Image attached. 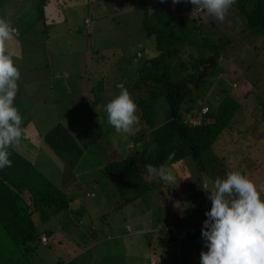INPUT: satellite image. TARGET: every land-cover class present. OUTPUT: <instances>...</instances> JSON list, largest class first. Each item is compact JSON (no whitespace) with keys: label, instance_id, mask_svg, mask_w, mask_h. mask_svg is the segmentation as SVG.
<instances>
[{"label":"rangeland","instance_id":"obj_1","mask_svg":"<svg viewBox=\"0 0 264 264\" xmlns=\"http://www.w3.org/2000/svg\"><path fill=\"white\" fill-rule=\"evenodd\" d=\"M51 1L53 0H0V18L9 21L11 26L19 31L18 40L15 37L7 42V50L9 52L12 47L15 49L14 58L12 57L14 64L19 57L18 68L22 72L25 71L23 80L31 82L29 85H23V89L21 88L25 93L23 94V97H26L25 101H30V94L35 93L36 95L39 89L44 91L42 92L43 97L52 98L51 101H48L49 99L40 101L31 108L29 119L32 120V123L29 122V124L33 126L36 133L42 135L50 120L59 119L62 124L64 123L66 130L70 132L74 140L79 141V149L82 152L79 166L72 170L70 166L67 167L68 174L64 177L63 168L66 167V161L60 157H54L48 149L41 148L40 141V145L35 147L36 151H34L37 153L38 150L39 152L37 153L36 166L49 169L55 176V185L59 188L65 186L62 188V191L66 192L65 195L72 194L75 200L78 199L77 203L83 204L91 216H94L95 211L105 213L110 208L112 198L124 203L118 209H114L112 213L108 212L103 220L96 221V223L88 222L91 220L87 215L83 218L86 223L80 227L74 221L64 228L60 222H57L59 217L52 216L50 221L44 224V228L51 232L50 237L46 234L47 240L44 245H35L30 254L26 255L28 257L26 259L21 251L18 253V250L7 244L3 250L0 249V261L3 264H11L12 259L20 260L21 264H102L95 257L96 254L102 256L109 254L111 256L104 261V264H154L153 260L155 264H200L198 247L181 250L171 241L170 244L166 243L164 248L160 249L159 252L166 251L160 260L154 253L153 257L149 256V250L141 243L143 241L141 234L144 233L137 230L140 229V225L137 223L141 224L140 221L144 217L140 213L142 206L140 204L136 206L135 203L127 205L126 207L135 210L137 216L132 215L135 218L133 221L130 222V218H127L123 223L121 218L125 217V214L122 209L126 204V197L121 192L109 191V185H106L109 188L105 187L106 178L97 169L105 165L106 162L119 160L128 152L136 149V146L126 147L129 136L125 138L124 134L116 133L114 128L110 127L105 105L119 94V90L115 86L121 85L120 81L123 83L133 78H129L128 74H125L130 70L128 59L135 57L136 51L141 56L146 49L152 52V40L147 41L143 33L140 32L142 10L138 7L136 0H54L60 4L64 20L59 24L48 26L47 29L58 30V33H37L39 28L37 25H42L40 20H37L39 18L38 2L44 11L43 6ZM141 1L150 13L164 8L163 6L175 12L176 6L182 9L191 4L184 0L176 5H173L172 0H165L163 3L161 0ZM195 12L197 10H194L193 7L188 13L192 15ZM101 16H103L102 19L99 18ZM197 16L199 21L195 22L199 24V28L194 33L195 38L200 41L201 37H207L209 40L219 39L222 42L221 57L218 59L214 79L208 80L209 88L202 89L201 97L203 96L206 102L215 106L216 96H218L216 94L220 88L219 79H225V82L228 83L229 76L226 78L225 75L232 74L231 71L237 72L238 75L244 76L250 81L252 79L251 83L244 79L241 80L242 78H237L234 82L230 81L232 89L230 93L238 100L240 99L243 106H246L243 111L248 117L241 112L237 113L231 119L230 127L212 144L210 151L212 156L207 158L214 160L210 173L221 172L223 169L236 166L239 171H234L240 173L241 170L244 171L243 175L246 173L245 176L256 184L257 189L259 188L258 183L264 187V172L260 169V167L264 168V142L256 138L257 132L258 136L262 134L264 137V122L260 120L259 116L262 111L261 105L252 96L257 93L258 89H262L263 92L260 95L264 100V34L249 31L235 5L229 10L223 22L207 14L201 13V16L200 14ZM85 18L90 21L89 28L85 27L86 23L83 22ZM26 26H30V30L27 32L33 31L36 34H25ZM45 34L48 36L47 39ZM29 35H31L30 39ZM37 35L38 39L36 40L35 36ZM16 42H19L20 46L15 47ZM194 53L192 47L184 44L179 53L173 57L171 65L181 69L182 63L187 61L189 54L194 55ZM29 69L34 71L28 73ZM124 70L126 71L124 72ZM102 75V80L105 79L104 82L97 84V80ZM27 76L31 79L27 80ZM227 86L224 84V87ZM133 93L134 91L131 92V94ZM31 96L34 98L33 95ZM259 101L263 102L261 99ZM20 113L23 116L24 111L21 110ZM195 121L202 123L199 118ZM142 125L139 122L138 132H141ZM256 126L259 130L255 129ZM21 139L24 141L23 137ZM15 146L18 149L25 148L22 143ZM96 165L101 166L96 167ZM205 168L209 173L208 162L205 164ZM168 170L174 171L177 177H179L178 175L189 177L185 180H177V183L172 185L165 182L158 184L157 181L158 186H151L149 196L146 194L147 198L143 199L147 202L148 200L156 201V205L161 207V213L167 207L170 208L168 215L170 224L165 227L160 223L155 226V229L152 228V223L147 226L152 228L149 231L158 229L162 232L171 227L173 230H179L182 235L187 231L191 233L193 229L182 227L181 211L184 210L183 213L188 214V211L196 209V206L193 205V201L196 199L193 200L190 192H196L195 188L197 185L200 186V183H208L210 188L213 187L217 177L213 175L208 178L209 176L195 167L189 157L184 158ZM146 177L148 183L156 181L154 176L147 175ZM197 177L200 178L198 181ZM192 179L193 184L191 183ZM73 184L76 187L69 189V186ZM93 189L97 193L101 190L103 194L107 195L108 203L104 208L100 204L99 207L97 206L95 198L84 197L85 192L93 191ZM261 192L264 197L263 188H261ZM198 193L200 195L199 191ZM70 194L67 196H71ZM208 195L205 193L202 202L211 205ZM261 199L263 198L261 197ZM149 205L152 208V203ZM153 214V211L150 212V215L155 219L157 215ZM159 216L162 220V214ZM196 216L187 217L184 222L186 224L193 223L192 226L196 227L201 223V219ZM94 227L97 231L95 238L91 237L90 233L82 236L77 232L79 228L85 231L87 228L93 229ZM133 230L135 232H132ZM154 232L153 235H157L158 232ZM199 242L201 245H205L202 236ZM125 259L127 262H121Z\"/></svg>","mask_w":264,"mask_h":264},{"label":"trees","instance_id":"obj_2","mask_svg":"<svg viewBox=\"0 0 264 264\" xmlns=\"http://www.w3.org/2000/svg\"><path fill=\"white\" fill-rule=\"evenodd\" d=\"M136 3L142 10L140 32L143 33L147 41L149 39L152 40V52L146 49V51L142 52L143 55L141 56L136 51L135 57L133 56V58L128 59L130 70L128 73L124 70L129 78H133L123 83L120 81V83L128 89L130 94L134 91L131 96L138 106L137 115L139 122L143 124V128L141 132L129 136L126 147L131 148L136 146V149L128 152L119 160L106 162L105 165H100L101 167L96 165V167H100L97 168L98 171L106 178L107 184H105V187L109 185V191L121 192L126 197L125 205L135 203L136 206L139 204L142 206L140 213L144 217L140 221L141 224L138 223L140 229L137 230H141L144 233L141 235L144 245L149 252L158 255V259L160 260L166 251H159L166 243L170 244L171 241L178 243L180 247L183 244L191 243L195 238L201 237L200 233L203 226L197 230H193L191 233L187 231L184 235L179 230H173L171 227L162 232L158 231V229L149 231L152 228L155 229V226L161 223L160 221H164L170 214V211L167 214L168 211L164 209L161 213V207L156 205V201L148 200V203L145 200L147 198L145 195L151 192V186H158L157 181L158 184L164 183V181L155 176L156 181L148 183L146 181L148 173L145 165L149 163L155 166L164 164L168 169L175 166L184 158L189 157L195 167L209 176L208 178L213 175H216L217 178H225L228 172L239 171V168L235 166L211 174L210 171L213 168L212 164H214V160L211 158L208 160L207 158L212 156L210 153L212 144L230 127L231 119L239 112L248 117L243 111L246 106H243L239 101L240 99L238 100L230 93V90H232L230 81L234 82L237 78H242L241 80L244 79L251 83L252 79L250 81L244 78V76L238 75L237 72L231 71L232 74L225 75L226 78L229 76L228 83L225 82V79H219L218 85L220 88H218L216 94L218 95L216 96V105L213 106L209 102H206L203 96L201 97V92L209 88L210 84H208V80L210 78L214 79L218 59L221 57L222 42L219 39L215 41L209 40L207 37H201L200 41L195 38L194 33L199 28V24L196 23L199 21L197 15L200 14L201 16V13L206 15L205 12L201 11L200 13V11H197L191 15L188 12L194 6L190 4L182 9L176 6L174 8L175 12L163 6L164 8L150 13L141 0H136ZM234 5L244 19L245 27L249 31L264 34V0H236ZM38 13L39 18L37 20H40L42 25H37L36 22V25L39 27L37 33H50L47 30V27L50 25L46 24L44 12L39 2ZM29 30L30 26H26L25 33ZM37 37L38 35L35 36L36 40L38 39ZM18 38L19 36L16 37L17 40ZM29 38H31V35H29ZM45 38H48L47 34H45ZM184 44L192 47L195 53L194 55L189 54L187 61L182 63L181 69H177L171 65V62ZM18 60L19 57L15 62L17 67ZM29 70L28 73L34 71L33 69ZM19 71L21 78L18 82L19 91L14 104L20 111H24L21 126L24 141L21 139L20 144L22 143L25 148L20 147L18 149L16 146L9 148V159L12 161V166L0 169V249L3 250L9 244L12 248L18 250V253L21 251L23 256H28L35 245H39L41 233H45L50 237L51 232L44 228V224L48 223L52 216H58L57 222H60L64 228L69 226L70 223H74V221L80 227L86 223L83 218L87 215L91 220L88 222L96 223V221L103 220L108 212L112 213L114 209H118L124 202L112 198L110 200V208L105 213L95 211L94 216H91L83 204L77 203L76 200L78 199L75 200L72 194L68 193L71 195L69 197L67 196L68 194L65 195L66 192L62 191V188H65V186L59 188L55 185V176L49 169L45 168L47 171L36 166L37 153L39 152L38 150L37 153L34 151L40 145V141L41 148L48 149L54 157L57 156V158L60 157V159L66 161V167L64 166L63 168L64 177L68 174L67 167L70 166L72 170L79 166L82 152L79 149V141L76 142L74 140V137L66 130L64 123L62 124L57 118L49 121L47 129L42 135L36 133L29 124V122L32 123V120L29 119L31 108L35 107L40 101L48 100L49 97H43L42 92L44 91L39 89L36 95L35 93L30 94L31 100L26 101L27 103L25 104L24 99L26 97H23L25 93L22 92V86L29 85L31 82H25L23 80L25 71ZM102 77L103 75L97 80V84L102 83V81L104 82L105 79L102 80ZM30 79L27 76V80ZM40 81L41 78L39 79ZM224 84L228 86L224 87ZM115 87L118 88L117 86ZM118 90L120 92V88ZM261 92L263 90L258 89L257 93H254L252 96L261 105L262 111L259 116L260 120L264 122V100L261 98ZM260 99L263 102L259 101ZM51 100L52 98L48 101ZM29 103L31 104L29 105ZM203 108L206 109L205 112H201ZM195 117L196 119H194ZM198 118L202 120V123H196L195 120ZM110 127L113 128L111 125ZM25 137L29 138L25 139ZM256 138L264 142V137L262 134L258 136V132ZM141 144L143 145V149L137 147V145ZM152 144L156 145V149L149 154L147 149ZM238 153L240 154V152ZM170 154H172L171 159L168 158ZM207 162L209 173L207 172V168H205ZM260 169L264 172L263 167H260ZM243 173L244 171L241 170V174ZM172 174L175 175L177 180H185L189 177L187 175H178L179 177H177L174 171ZM198 179L200 178L197 177V181ZM191 183L193 184V179ZM200 185L202 184L200 183ZM73 187L75 188L76 186L73 184L69 186V189ZM258 187V191L264 199L261 192V188L264 189V187L259 183ZM183 190L184 192L186 191L185 187ZM195 190L196 192L190 193L193 200L196 199L193 201L196 209L188 211V214H184V210L181 211V217L184 222L187 217L190 218L197 215L196 217H199L201 224H203V221L207 219L205 213L210 210L211 205L202 202L206 192L201 189V186L197 185ZM84 197L95 198L98 207L100 204L104 208L108 203L107 195L103 194L101 190L98 193L94 189L93 191L85 192ZM198 197L200 199H197ZM150 203H152V208L149 205ZM152 211L154 212L153 215H157L155 219L150 215ZM160 214L163 216L162 220H160ZM149 223H152V228L147 226ZM154 231L158 232L157 235H153ZM77 232L82 236L88 233L93 238L97 236L95 227L93 229L87 228L85 231L79 228ZM197 232L200 233L197 234ZM180 249L185 250V248ZM27 256L26 259L28 258ZM121 262L125 263L127 259L121 260ZM153 262L155 264L154 260ZM0 264L3 263L0 261ZM11 264H21V261L12 259Z\"/></svg>","mask_w":264,"mask_h":264},{"label":"clouds","instance_id":"obj_3","mask_svg":"<svg viewBox=\"0 0 264 264\" xmlns=\"http://www.w3.org/2000/svg\"><path fill=\"white\" fill-rule=\"evenodd\" d=\"M181 2L172 0L173 5ZM184 2L223 22L236 0ZM18 36L19 31L0 18V169L12 166L8 149L20 143L23 133V116L14 104L21 73L7 50V42ZM117 87L119 94L105 105V110L115 132L127 138L139 131L138 106L127 88L122 84ZM137 147L143 149L142 144ZM155 149L156 145L152 144L147 151L151 154ZM168 158L171 159L172 154ZM145 168L149 176L169 185L177 183L175 175L164 164L149 163ZM200 186L211 201L201 229L207 251H201L200 264H264V199L256 184L240 172L232 171L225 178H217L211 188L208 183Z\"/></svg>","mask_w":264,"mask_h":264},{"label":"crops","instance_id":"obj_4","mask_svg":"<svg viewBox=\"0 0 264 264\" xmlns=\"http://www.w3.org/2000/svg\"><path fill=\"white\" fill-rule=\"evenodd\" d=\"M44 7V13H43V15H44V18H45V21L47 22L46 24L47 25H53V24H59L60 22H62L63 20H64V16H63V14L61 13V6H60V4L57 2V1H51L49 4H47L46 6L44 5L43 6ZM54 7V8H53ZM48 12H50V13H48ZM99 18H103V16H101V17H99ZM98 18V19H99ZM85 20H88L87 18H85L84 20H83V22L85 21ZM48 23H50V24H48ZM89 23H90V21L88 20V22L86 23V25H85V27L86 28H89ZM48 30V29H47ZM49 32H52V33H58V30H48ZM25 34H36V33H34L33 31H31V33L30 32H26ZM30 39V38H29ZM29 43H30V41H29ZM19 45V42H16L15 43V47H17ZM20 46V45H19ZM14 50L15 49H13V47H12V49H9V52L11 53V55H12V57L14 58V55H13V53H14ZM24 103H27L26 101H25V99H24ZM23 103V104H24ZM24 106H26L25 104H24ZM33 127V126H32ZM127 205H125V206H123V214H125V217H123L122 216V218H121V221L124 223V221L127 219V218H130V222L131 221H133V219H135V218H133L134 216H137L135 213H134V211L135 210H132V208H130V207H126ZM169 207H171V206H169ZM170 208H166V210L168 211V213L167 214H169V210ZM132 215H134L133 217H132ZM137 220H135V222H136ZM129 222V223H130ZM138 222V221H137ZM132 224V223H131ZM138 224V223H137ZM161 224L162 225H164L165 227L166 226H168L170 223H168V216L166 217V219H164V221H161ZM132 225H134V224H132ZM193 225V223H191V224H186L185 222H183L182 223V227H187L189 230L190 229H193V230H197L199 227H202V225L203 224H201V223H199L196 227H193L192 226ZM124 226H125V224H124ZM130 226V225H129ZM191 226V227H190ZM134 229H136V228H134ZM130 231V230H129ZM132 232H135L134 230L132 231ZM199 239H200V237H198V238H195V240H193V241H191V243H187V244H183L182 245V247H180V245L178 244V243H175V245H177L178 247H180V248H185V249H189V248H194V247H198L197 249H198V255H199V257H200V253H201V251L203 250V251H207V248L205 247V245H201V243L199 242ZM141 243H143L144 244V241H142ZM164 247V246H163ZM87 249H89V248H87ZM148 255L149 256H151V257H153L154 255H153V253H151V252H148ZM110 256L111 255H106V256H102V255H100V254H96V256L95 257H97V260H99L102 264H104V261L105 260H107L108 258H110ZM157 258H159L158 257V255H157ZM198 259V258H197ZM150 260H152V259H150ZM159 260V259H158ZM60 264V263H59Z\"/></svg>","mask_w":264,"mask_h":264},{"label":"built area","instance_id":"obj_5","mask_svg":"<svg viewBox=\"0 0 264 264\" xmlns=\"http://www.w3.org/2000/svg\"><path fill=\"white\" fill-rule=\"evenodd\" d=\"M203 111H205V108L203 109ZM47 236L44 234H40L39 236V243L44 245V243L46 242Z\"/></svg>","mask_w":264,"mask_h":264}]
</instances>
